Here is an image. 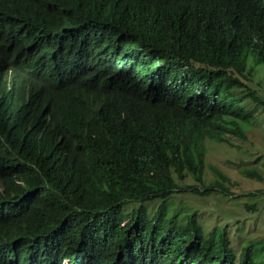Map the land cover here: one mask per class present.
Listing matches in <instances>:
<instances>
[{
  "label": "trees",
  "instance_id": "16d2710c",
  "mask_svg": "<svg viewBox=\"0 0 264 264\" xmlns=\"http://www.w3.org/2000/svg\"><path fill=\"white\" fill-rule=\"evenodd\" d=\"M263 95L264 0H0V264H264L166 205Z\"/></svg>",
  "mask_w": 264,
  "mask_h": 264
},
{
  "label": "rangeland",
  "instance_id": "374dc122",
  "mask_svg": "<svg viewBox=\"0 0 264 264\" xmlns=\"http://www.w3.org/2000/svg\"><path fill=\"white\" fill-rule=\"evenodd\" d=\"M264 97V95H263ZM254 123L244 125L246 138L228 145L218 141L207 143V168L205 178L221 179L231 193L210 189L207 193H174L166 200L169 215H177L185 222L187 213L196 210L198 222L207 236L213 227L221 229L227 225V233L235 252L249 239H264V108H257ZM211 166L216 168L213 171ZM252 169V174L247 170ZM223 174L226 179L220 178ZM198 184L191 176L179 182L183 188L187 184ZM201 184V183H200ZM159 199L147 202L154 209ZM131 209L136 202L125 204ZM264 254V243L253 249V256Z\"/></svg>",
  "mask_w": 264,
  "mask_h": 264
}]
</instances>
